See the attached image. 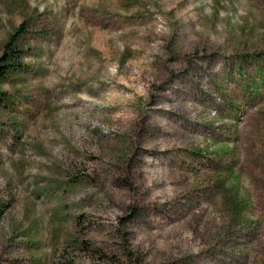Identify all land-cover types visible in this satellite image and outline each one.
I'll use <instances>...</instances> for the list:
<instances>
[{
  "label": "rangeland",
  "instance_id": "obj_1",
  "mask_svg": "<svg viewBox=\"0 0 264 264\" xmlns=\"http://www.w3.org/2000/svg\"><path fill=\"white\" fill-rule=\"evenodd\" d=\"M0 264H264V0H0Z\"/></svg>",
  "mask_w": 264,
  "mask_h": 264
},
{
  "label": "trees",
  "instance_id": "obj_2",
  "mask_svg": "<svg viewBox=\"0 0 264 264\" xmlns=\"http://www.w3.org/2000/svg\"><path fill=\"white\" fill-rule=\"evenodd\" d=\"M23 25L21 24L14 31L11 32L7 41L4 43L2 47V53L0 56V82L7 79V77L19 69L27 68L28 65L23 63L22 55L24 51L18 49L16 45V38L22 33ZM5 92L0 88V105L4 104ZM2 210L0 208V218H1Z\"/></svg>",
  "mask_w": 264,
  "mask_h": 264
}]
</instances>
